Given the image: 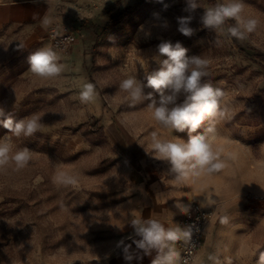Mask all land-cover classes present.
<instances>
[{"label": "rangeland", "instance_id": "obj_1", "mask_svg": "<svg viewBox=\"0 0 264 264\" xmlns=\"http://www.w3.org/2000/svg\"><path fill=\"white\" fill-rule=\"evenodd\" d=\"M199 2L189 37L177 30V17L189 15L185 0H0V121L13 119L8 128L0 124L6 148L0 264L100 260L115 251L140 181L154 169L174 180L168 161L155 158L152 134L186 142L188 132L162 127L148 101L132 105L120 88L133 76L146 83L160 67L161 41L179 42L189 56L205 59L203 81L223 92V115L193 133L205 135L219 167H198L182 180L189 196L214 212L195 264H258L264 253V0H243V15L259 21L245 41L204 28L203 8L221 0ZM128 7L126 19L107 26ZM68 28L76 31L74 46L52 47L51 33ZM41 49L56 53L59 74L30 71L29 56ZM86 84L93 99L84 102ZM19 153L24 158L17 162Z\"/></svg>", "mask_w": 264, "mask_h": 264}, {"label": "clouds", "instance_id": "obj_2", "mask_svg": "<svg viewBox=\"0 0 264 264\" xmlns=\"http://www.w3.org/2000/svg\"><path fill=\"white\" fill-rule=\"evenodd\" d=\"M163 3V0H159ZM185 11L187 16L177 17V30L184 36L194 34L191 27L194 19L193 13L202 8L199 0H185ZM167 7V6H165ZM200 16V23L209 30H221L231 39L245 41L249 34L255 32L259 21L255 18L243 15V0H221L213 6L203 8ZM233 21L231 26L226 27L228 21ZM167 27V22H163ZM219 43V41H217ZM158 60L160 67L146 75V83L136 77H129L121 81L120 88L128 93V100L132 105L148 101L147 107L152 110L154 119L165 128H172L178 132H188V140L172 142L157 138L153 135V150L157 159L168 161L169 171L175 175L176 180L181 181L187 178L189 173L194 172L198 167L213 168L219 167L215 164L214 156L206 142L205 135L195 134L197 129L208 120L211 125V117L223 115L219 111V101L223 95L221 89L206 83L203 78L208 75L207 61L200 56H189L188 49L179 42L173 44L171 41H161L157 46ZM30 71L40 76H53L62 71L58 64L56 53L51 50H38L29 56ZM150 88L152 92H145ZM93 99V86L86 84L81 93V100L84 102ZM8 128L13 124V119L8 117L0 121ZM17 129L20 125H16ZM31 130V125L29 126ZM213 127H208L211 132ZM6 148L0 147V155H3ZM24 154L19 153L17 162L23 160ZM136 237L132 243L136 248L142 250L145 255L154 257L151 264H180V253L176 244L187 241L191 232L185 230L190 227H165L158 220L144 219L134 220L131 223ZM117 247L122 248L124 258L131 262L137 258L131 253V244H125L124 240L117 242ZM258 264H264V253L259 257Z\"/></svg>", "mask_w": 264, "mask_h": 264}, {"label": "crops", "instance_id": "obj_3", "mask_svg": "<svg viewBox=\"0 0 264 264\" xmlns=\"http://www.w3.org/2000/svg\"><path fill=\"white\" fill-rule=\"evenodd\" d=\"M160 171V170H159ZM158 170H152L149 179L140 181L139 192L134 199L133 209L131 210L130 219L125 228L120 232L118 241L124 240L125 244H131V253L137 257L126 261L122 248L114 245V252L104 256L103 258L89 259L79 264H151L152 256L145 255L142 250L136 248L132 243L133 239H139L135 236L134 229L131 225L132 221L140 219H154L160 221L165 227H176L177 225L184 228L181 221L185 219L191 211V204L194 198L189 196V193L183 189L182 180L176 178L170 180L167 177H161ZM203 208L210 209L211 206L199 203ZM186 230V228H185ZM117 241V242H118ZM178 249V243L176 244ZM200 250H202L200 248ZM197 257L200 255V251ZM196 257V259H197Z\"/></svg>", "mask_w": 264, "mask_h": 264}, {"label": "built area", "instance_id": "obj_4", "mask_svg": "<svg viewBox=\"0 0 264 264\" xmlns=\"http://www.w3.org/2000/svg\"><path fill=\"white\" fill-rule=\"evenodd\" d=\"M51 45L57 50H70L77 39L76 31L71 28L62 33H51ZM214 212L211 209L203 208L199 202L193 199L190 214L181 221L186 230L191 232L189 240L178 242L180 253V264H195L197 254L203 244L205 228L213 219Z\"/></svg>", "mask_w": 264, "mask_h": 264}, {"label": "trees", "instance_id": "obj_5", "mask_svg": "<svg viewBox=\"0 0 264 264\" xmlns=\"http://www.w3.org/2000/svg\"><path fill=\"white\" fill-rule=\"evenodd\" d=\"M211 2L215 1V0H210ZM133 7H128L125 10L119 12L118 14H116L115 16H112L109 20V22L107 23L108 27H112L115 26L117 24H119L120 22H122L124 19H126L130 13L132 12ZM91 20L90 19H76L75 22L76 23H80L81 25H85L87 23H89ZM244 50V48H243ZM259 56H263V54H258Z\"/></svg>", "mask_w": 264, "mask_h": 264}]
</instances>
